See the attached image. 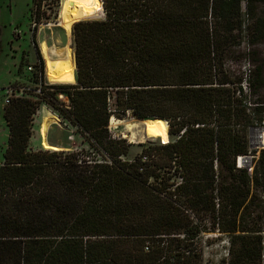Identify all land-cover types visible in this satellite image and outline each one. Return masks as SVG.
<instances>
[{
	"label": "trees",
	"instance_id": "obj_1",
	"mask_svg": "<svg viewBox=\"0 0 264 264\" xmlns=\"http://www.w3.org/2000/svg\"><path fill=\"white\" fill-rule=\"evenodd\" d=\"M260 5L103 0L102 19L77 21L76 83L43 98L110 159L30 150L37 101L12 99L0 264H204L216 232L228 238L222 264H264V148H250V128L264 126ZM130 112L166 119L175 139L126 160L109 122ZM249 154L252 170L238 167Z\"/></svg>",
	"mask_w": 264,
	"mask_h": 264
},
{
	"label": "rangeland",
	"instance_id": "obj_2",
	"mask_svg": "<svg viewBox=\"0 0 264 264\" xmlns=\"http://www.w3.org/2000/svg\"><path fill=\"white\" fill-rule=\"evenodd\" d=\"M63 10L77 12L79 20L104 17L103 0H0V165L4 163L10 135L4 115L6 106L3 104L8 87L22 89L25 97L37 101L32 135L29 140L30 150L43 148V125L49 117L46 138L51 145L58 147V151H83L90 158H98L103 152L109 158L107 152L92 147L75 127L64 122L59 115L58 106L43 98L44 92L51 93L58 89L51 88V84L41 77V65L44 62L45 68V58L40 43L46 40L51 47L58 48L62 46L58 41H66L64 31L56 25H51L58 21ZM257 11L264 16V5H260ZM245 42L246 39L243 41V47L246 46ZM71 43L74 47L73 37ZM256 49L260 53V63H264V43ZM240 68L247 75L250 68L248 61H243ZM39 88L41 91H38ZM43 88L45 91L42 92ZM116 118L122 122L113 125L110 119L109 131L114 137L124 139L128 143V153L124 157L126 160L133 161L145 149L150 150L175 139L174 136L148 138L143 132L135 135L128 131L127 122L142 121L131 112L124 117ZM261 149H257L256 157L259 156ZM203 245L205 246L204 264H222V259L228 257V238L221 233L206 234Z\"/></svg>",
	"mask_w": 264,
	"mask_h": 264
},
{
	"label": "bare ground",
	"instance_id": "obj_3",
	"mask_svg": "<svg viewBox=\"0 0 264 264\" xmlns=\"http://www.w3.org/2000/svg\"><path fill=\"white\" fill-rule=\"evenodd\" d=\"M77 21H79V15L77 12L73 10H63L58 21L56 23H51V25H56L64 31L66 41H58L62 44L60 47L56 46L58 48L51 47L46 40L41 42V51L45 58V79L51 85L76 83L77 67L71 42L73 37V26ZM49 122L50 120L48 117L43 125V148L57 150L58 147L51 145L46 138ZM121 122L122 120H118L115 116L111 118V124L113 125L120 124ZM126 129L135 135L139 132H143L148 138L154 139L170 136L169 122L166 119L161 118L145 119L140 123L127 122Z\"/></svg>",
	"mask_w": 264,
	"mask_h": 264
},
{
	"label": "water",
	"instance_id": "obj_4",
	"mask_svg": "<svg viewBox=\"0 0 264 264\" xmlns=\"http://www.w3.org/2000/svg\"><path fill=\"white\" fill-rule=\"evenodd\" d=\"M263 136H264V126H255L250 128V148L253 150H257L258 148L264 147L263 145ZM254 155H246V156H241L239 158L240 166L238 167H248L251 169V161L254 158Z\"/></svg>",
	"mask_w": 264,
	"mask_h": 264
},
{
	"label": "built area",
	"instance_id": "obj_5",
	"mask_svg": "<svg viewBox=\"0 0 264 264\" xmlns=\"http://www.w3.org/2000/svg\"><path fill=\"white\" fill-rule=\"evenodd\" d=\"M38 91H41V88L38 89ZM25 97L24 90L22 89H16L13 87H8L5 92V99L3 104L6 106L11 102L12 98H22ZM60 98H64L63 95H60ZM147 157H143V160H146ZM238 166H240L239 157H238Z\"/></svg>",
	"mask_w": 264,
	"mask_h": 264
},
{
	"label": "flooded vegetation",
	"instance_id": "obj_6",
	"mask_svg": "<svg viewBox=\"0 0 264 264\" xmlns=\"http://www.w3.org/2000/svg\"><path fill=\"white\" fill-rule=\"evenodd\" d=\"M40 45H41V43H40ZM40 48H41V46H40Z\"/></svg>",
	"mask_w": 264,
	"mask_h": 264
}]
</instances>
